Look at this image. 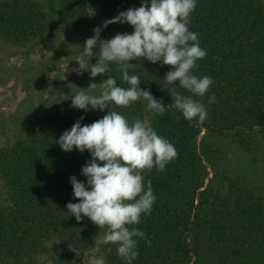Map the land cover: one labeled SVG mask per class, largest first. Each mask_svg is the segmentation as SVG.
<instances>
[{
    "label": "trees",
    "instance_id": "trees-1",
    "mask_svg": "<svg viewBox=\"0 0 264 264\" xmlns=\"http://www.w3.org/2000/svg\"><path fill=\"white\" fill-rule=\"evenodd\" d=\"M11 1L0 0V39L18 46L47 42L57 31L80 46L104 21L143 2L45 0V10L37 1ZM189 30L199 34L200 46L207 51L206 58L198 61L195 74L215 80L202 100L208 113L202 124L186 120L172 104L170 92L159 93L153 83L156 78H164L172 67L158 61L155 70L146 58L149 68L134 74L140 75L142 89L167 105L165 114L152 111L150 116L147 101H137L128 108L110 105L130 122L137 118L147 121L178 151V159L170 162L165 172L154 167L144 177L145 185L151 180L157 200L151 214L134 226L146 234L151 246L139 238L138 258L133 264H264V197L249 189L254 183L246 179L248 174L243 170L233 173L231 177L238 179L229 180L231 189L223 194L212 190L210 181L203 184L208 166L216 169L219 153L217 142L207 135L241 134L244 139L238 143L246 147L247 139H255L264 129V0H197ZM133 31L130 24H109L101 31V39ZM110 69L108 78H116L118 87H130L116 64ZM129 73L133 75L132 70ZM176 88L182 95H192L178 82ZM213 94L216 102L209 104ZM70 108L71 103L58 104V110L42 115L43 125L38 128L25 123L19 130L25 135L15 137L12 146L0 149V178L17 195L13 201L15 212L8 214L6 207H0L1 259L21 264L53 238H60L73 251H83L100 232L88 217L77 222L66 207L69 202H80L74 198L70 177L86 183L82 167L92 159L91 154L76 149L65 152L56 141L78 120L82 126L91 124L111 109L89 110L82 122L77 109ZM200 129L207 134L197 146ZM32 134L28 145L26 139ZM204 160L206 165H202ZM99 253L106 264H127L114 244H103Z\"/></svg>",
    "mask_w": 264,
    "mask_h": 264
},
{
    "label": "clouds",
    "instance_id": "clouds-1",
    "mask_svg": "<svg viewBox=\"0 0 264 264\" xmlns=\"http://www.w3.org/2000/svg\"><path fill=\"white\" fill-rule=\"evenodd\" d=\"M196 8L197 0H150V6L148 0H143L142 6L122 11L104 21L101 27L94 28V35L85 41L76 59L79 67L73 70L80 75L90 71L95 78L110 73V64H116L123 81L130 87H118L116 78L109 77L99 84L101 93L93 95L84 91L97 87L96 83H90L87 89L73 95L71 107L85 112L104 111L111 109V104L128 108L137 101H147L149 111L163 116L167 105L140 87V75L129 74V70L137 66L130 61L146 58L149 62L159 61L172 67L164 77L166 85L172 87H163L168 89L172 104L186 120L202 124L208 116L202 100L215 80L195 74L198 61L207 56V51L200 46L199 34L189 30L191 14ZM114 23L130 24L134 31L101 39V31ZM93 57L98 58L95 64L90 63ZM177 82L192 95L178 92ZM194 96L201 99H194ZM214 102L215 94L208 100L209 104ZM56 143L65 152L87 150L92 157L82 167L86 183L70 177L74 198L80 202H69L67 213L77 222L88 217L100 229L95 243L116 245L119 257L133 264L138 258L139 238H144L151 246L146 234L134 226L142 217L151 214L157 200L151 180L145 185L143 173L151 172L154 167L165 172L166 166L178 159L177 149L159 136L147 121L137 118L130 122L112 109L91 124L82 126L78 120ZM92 264H105V259L96 258Z\"/></svg>",
    "mask_w": 264,
    "mask_h": 264
},
{
    "label": "rangeland",
    "instance_id": "rangeland-1",
    "mask_svg": "<svg viewBox=\"0 0 264 264\" xmlns=\"http://www.w3.org/2000/svg\"><path fill=\"white\" fill-rule=\"evenodd\" d=\"M8 1L12 2L11 0ZM32 1L40 2L46 10L45 0ZM84 43L77 46L68 35L58 31L49 41L39 45L24 43L25 45L18 46L14 43L3 42L0 39V149L1 147L12 146L15 137L25 135L19 131L25 123H31L30 126L34 124L38 128L43 125L41 123L42 115L58 110V104H72L73 95L82 89H87L90 83H96L97 87L84 91L93 95L101 93L102 88L99 84L108 79L109 73L92 78L90 71H84L83 75H80L73 70L79 67L76 59L80 56ZM94 51H98V49H94ZM97 60V57H93L90 63L95 64ZM130 63L137 65L134 70L130 69L133 74L146 67L149 68L148 65H155V70H158L160 65L159 62H150L146 65L147 62L143 58L130 61ZM153 83L158 90L160 89L159 93L162 90L168 91L162 86H167L164 78H156ZM71 109L76 110L77 108L72 107L68 110ZM77 111V115L83 118L82 122L86 121L85 111L81 109H77ZM148 114L153 115L152 111L149 110ZM206 134V130L200 129L196 140L197 146L200 144L201 137ZM257 136L255 139L254 137L251 140L247 139L246 147H242L238 143L244 139L241 134L207 135V138L217 142L219 153L216 154L215 167L221 172L217 171V173L216 169L213 170L212 166L209 165L206 169L207 176L203 183L204 186L210 181V188L223 194L231 189L229 180L238 179L231 177L233 173H239L243 170L244 173L248 174L246 179L254 183L253 187L249 189L254 192V195L264 197V129ZM32 137L33 134L26 139L28 145ZM206 164L207 162L204 160L202 165ZM223 165L228 169L223 168ZM0 166L2 167L1 164ZM146 174L147 172L143 173L144 177ZM211 178H213V182ZM15 198L17 195L9 188L8 183L0 178V207H6L8 214L17 210L13 202ZM197 200L195 197L194 205L198 204ZM102 246L103 244L97 245L94 240L88 249L73 251L71 246L61 241L60 238H53L47 245L38 248L31 259L27 261L25 259L20 263L92 264L94 259L100 257L99 252ZM15 262L9 258H0V264H16Z\"/></svg>",
    "mask_w": 264,
    "mask_h": 264
}]
</instances>
